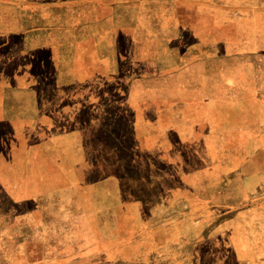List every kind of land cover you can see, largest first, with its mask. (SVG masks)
<instances>
[{
	"label": "crops",
	"instance_id": "crops-1",
	"mask_svg": "<svg viewBox=\"0 0 264 264\" xmlns=\"http://www.w3.org/2000/svg\"><path fill=\"white\" fill-rule=\"evenodd\" d=\"M262 1L240 15L214 9L203 27L180 26L176 18L171 22L174 11L151 8L141 11L147 17L143 23L130 24V166L147 165L151 180L141 191L159 193L154 199H130V264H197L192 259L201 251L214 255L221 240L219 251H250L248 238L257 234L247 229L264 221L261 202L245 199L261 188L264 176ZM216 12L226 20L216 23L221 19ZM34 30L22 28L1 43L15 52L3 59L11 73L0 126L13 133L16 127L28 134L33 130L42 143L61 144L57 153L48 150V159L58 156L64 172L65 146L77 143L73 167L84 170L90 125L81 120L82 109L102 93L97 86L88 92L87 62L70 30L61 33L62 40L41 39L29 51L26 39ZM68 45L72 54L63 50ZM96 64L100 75L101 57ZM211 192L224 193L229 210L207 218L185 215L219 196Z\"/></svg>",
	"mask_w": 264,
	"mask_h": 264
},
{
	"label": "rangeland",
	"instance_id": "rangeland-1",
	"mask_svg": "<svg viewBox=\"0 0 264 264\" xmlns=\"http://www.w3.org/2000/svg\"><path fill=\"white\" fill-rule=\"evenodd\" d=\"M257 3L258 0H0V46L4 37L22 28H35L26 39L29 51L35 50L41 39L45 43L62 40L61 33L66 35L65 31L70 30L71 36L80 41L79 51L87 62L88 92L97 86V93H102L92 96L82 109L81 120L90 125L86 128L87 144L83 145L88 159L84 170L73 167L77 143L65 146L68 168L64 172V163L57 161L58 156L54 161L48 159V150L55 149L57 153L61 144L42 143L40 133L33 130L28 134L25 128L16 127L13 133V129L0 126L4 143L0 146V264H130V199L143 195L154 199L159 194L141 191L151 180L147 165L130 166V24L143 23L147 17L141 11L151 8L174 11L171 22L177 21L180 26L203 27L210 20L207 14L214 9L233 10L240 15V11H250ZM215 15L221 18L216 23L226 20L223 14ZM168 19L162 23H168ZM57 27L64 31L54 32ZM43 29L45 33L39 32ZM202 35L206 32L200 31ZM12 42L17 45L16 39ZM14 48H0V106L5 104L7 75L11 73L3 59L10 58ZM63 50L73 52L71 46ZM99 57L100 75L96 74L99 65L95 66ZM2 113L0 107V119ZM91 123L98 125L91 127ZM77 130L72 133L77 134ZM135 135L139 137L138 132ZM64 186L67 192L62 191ZM211 193L219 196L189 208L185 215L207 218L229 210L223 203L224 193ZM245 199L260 201L264 217V176L261 188L248 193ZM258 226L249 225L247 229L257 234L248 238L250 251H219L223 242L216 241L214 255L212 251H201L192 263L236 264V252L241 264H264V221ZM204 227L200 225V231L206 230Z\"/></svg>",
	"mask_w": 264,
	"mask_h": 264
}]
</instances>
